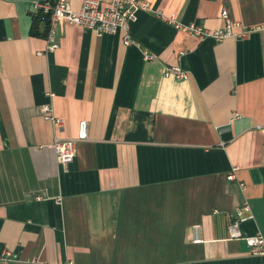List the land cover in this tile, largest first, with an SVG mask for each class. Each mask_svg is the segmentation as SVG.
Returning a JSON list of instances; mask_svg holds the SVG:
<instances>
[{
    "label": "crops",
    "instance_id": "0c3cea01",
    "mask_svg": "<svg viewBox=\"0 0 264 264\" xmlns=\"http://www.w3.org/2000/svg\"><path fill=\"white\" fill-rule=\"evenodd\" d=\"M35 1L0 0V264H264L246 243L264 238V0H145L131 45L63 22L54 52L32 36ZM223 9L247 38L160 17L217 31ZM82 121L64 167L53 144Z\"/></svg>",
    "mask_w": 264,
    "mask_h": 264
},
{
    "label": "built area",
    "instance_id": "2783aa9c",
    "mask_svg": "<svg viewBox=\"0 0 264 264\" xmlns=\"http://www.w3.org/2000/svg\"><path fill=\"white\" fill-rule=\"evenodd\" d=\"M149 10V3L145 0H111L108 4H103L99 0H83L79 11L73 10L72 0H38L33 5L34 16L50 14V23L46 37L48 52H54L59 48L57 43V30L63 22L88 30H94L99 37L105 34L113 35L123 30L125 34L127 33L124 43L131 45L132 41L128 34L130 25L137 21L138 12H148ZM160 17L177 30L186 32L191 37L198 38L199 40L213 38L221 41L229 37L247 38L250 34V31L239 34L234 32V28L239 25L230 17L226 9H223L221 14V18L225 22V27L217 31H209L195 24L184 25L175 16L168 17L160 14ZM143 56L145 61L155 59V56L147 51L144 52ZM171 75H174L179 80L187 78V74L179 68H167L165 70V76L170 77ZM42 115L45 120L51 122L54 126L58 128L64 126V120L55 116L50 105L42 107ZM88 139L89 124L86 121L80 122L77 138H56L53 148L59 164L64 167L73 164L77 155L78 143L87 141ZM234 179L235 175L232 172L229 174L228 180L232 181ZM241 187L245 188L243 184H241ZM251 219H253L252 210L246 203L242 208L238 209L235 220L228 227L230 237L234 239L240 238V224ZM246 243L252 250L251 253L254 256L264 257V238L262 236L247 238Z\"/></svg>",
    "mask_w": 264,
    "mask_h": 264
},
{
    "label": "trees",
    "instance_id": "16d2710c",
    "mask_svg": "<svg viewBox=\"0 0 264 264\" xmlns=\"http://www.w3.org/2000/svg\"><path fill=\"white\" fill-rule=\"evenodd\" d=\"M49 20H50V14L48 15H37V16H33V24H32V36H39L42 35L43 38L47 37V33H48V28H49ZM42 23H45L46 25V32L44 34H40V25ZM40 37V36H39Z\"/></svg>",
    "mask_w": 264,
    "mask_h": 264
}]
</instances>
